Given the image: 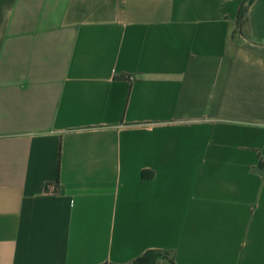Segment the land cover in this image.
Returning <instances> with one entry per match:
<instances>
[{"label": "crops", "instance_id": "crops-1", "mask_svg": "<svg viewBox=\"0 0 264 264\" xmlns=\"http://www.w3.org/2000/svg\"><path fill=\"white\" fill-rule=\"evenodd\" d=\"M241 3L0 0V264H264V0L235 31Z\"/></svg>", "mask_w": 264, "mask_h": 264}, {"label": "trees", "instance_id": "trees-1", "mask_svg": "<svg viewBox=\"0 0 264 264\" xmlns=\"http://www.w3.org/2000/svg\"><path fill=\"white\" fill-rule=\"evenodd\" d=\"M253 0H242L239 12L237 15V28L239 29L244 16L247 12L248 6L252 3ZM144 176V174H143ZM103 264H112V263H103ZM127 264H176L169 252L164 250L150 249L145 251L142 255L136 257L131 262Z\"/></svg>", "mask_w": 264, "mask_h": 264}, {"label": "built area", "instance_id": "built-area-1", "mask_svg": "<svg viewBox=\"0 0 264 264\" xmlns=\"http://www.w3.org/2000/svg\"><path fill=\"white\" fill-rule=\"evenodd\" d=\"M260 163L264 166V147L261 150L260 153ZM56 189V185L52 184L49 185V190L54 191Z\"/></svg>", "mask_w": 264, "mask_h": 264}, {"label": "rangeland", "instance_id": "rangeland-1", "mask_svg": "<svg viewBox=\"0 0 264 264\" xmlns=\"http://www.w3.org/2000/svg\"><path fill=\"white\" fill-rule=\"evenodd\" d=\"M238 30V28H235V31H237Z\"/></svg>", "mask_w": 264, "mask_h": 264}]
</instances>
